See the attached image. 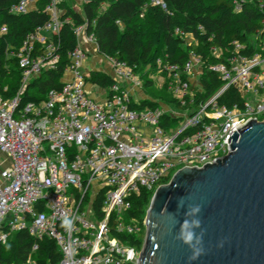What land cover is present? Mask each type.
<instances>
[{
  "label": "built area",
  "instance_id": "1",
  "mask_svg": "<svg viewBox=\"0 0 264 264\" xmlns=\"http://www.w3.org/2000/svg\"><path fill=\"white\" fill-rule=\"evenodd\" d=\"M38 1L20 0L11 11L25 13ZM154 2L165 7L161 0ZM244 2L233 0L235 11ZM258 6L264 12V0ZM44 11L49 21L9 51L21 72L18 92L0 95V154L9 159L8 165L0 161V243L22 229L36 241L23 262L0 264H39L33 253L44 237L58 246L56 264H137L141 249L116 236L146 231L145 216L132 213L134 197L142 191L153 194L182 166L201 167L223 157L233 128L249 119L264 121V17L251 54L241 53L244 45L236 43L227 62L208 66L222 81L208 98L198 100L203 88L191 79L196 64L203 63L193 52L182 72L179 65L159 62L168 71L166 88L179 107L168 102L141 107V78L109 57L116 83L103 99L93 97L82 42L96 41L82 25L75 30L79 45L69 54L60 87L48 89L40 101L22 104L28 86L60 60L52 39L61 26L57 0H47ZM4 32L6 26L0 29ZM175 32L185 35L178 27ZM213 51L218 57L222 53L216 47ZM229 87L238 90L241 103L218 102Z\"/></svg>",
  "mask_w": 264,
  "mask_h": 264
},
{
  "label": "trees",
  "instance_id": "2",
  "mask_svg": "<svg viewBox=\"0 0 264 264\" xmlns=\"http://www.w3.org/2000/svg\"><path fill=\"white\" fill-rule=\"evenodd\" d=\"M19 1L0 0V29L7 27V32L0 34V95L5 98L18 92L21 78L17 60L9 55L10 49L19 47L38 26L49 21V15L44 11L47 0H39L36 8L25 13L12 12L11 8ZM161 1L165 7L154 0H84L81 11L64 6L59 32L52 38L56 53L60 55L58 67L35 78L23 93L22 104L40 101L48 89L60 87L64 69L70 63L69 54L79 45L75 30L82 25L86 33L93 34L99 53L124 62L134 74L146 79L143 90L153 84L149 71L162 73L169 79L168 71L159 62L179 65L182 72L191 52L201 57L204 63H225L233 55L236 43L244 45L240 52L247 54H251L258 43V39L253 43L250 38H257L264 17L258 6L259 0H245L240 11H235L233 0ZM177 27L185 35L176 33ZM187 36L192 41H186ZM214 47L221 49L219 57L214 53ZM86 79L102 88H110L116 83L114 76L102 70H92ZM221 85L220 74L206 66L200 82L203 93L199 94L198 100L210 97ZM242 100L235 87H229L218 96V102L228 106ZM167 102L180 106L174 99ZM158 105L157 101L145 99L140 106ZM151 197L152 192L146 191L135 196L132 213L144 218ZM102 199L100 194L95 201L96 209ZM116 236L141 249L145 233ZM35 241L25 229L12 232L6 243H0V263L23 262ZM37 242L38 249L33 256L39 264L59 262L61 253L55 241L44 237Z\"/></svg>",
  "mask_w": 264,
  "mask_h": 264
},
{
  "label": "water",
  "instance_id": "3",
  "mask_svg": "<svg viewBox=\"0 0 264 264\" xmlns=\"http://www.w3.org/2000/svg\"><path fill=\"white\" fill-rule=\"evenodd\" d=\"M227 141L228 154L155 189L137 264H264V121Z\"/></svg>",
  "mask_w": 264,
  "mask_h": 264
},
{
  "label": "rangeland",
  "instance_id": "4",
  "mask_svg": "<svg viewBox=\"0 0 264 264\" xmlns=\"http://www.w3.org/2000/svg\"><path fill=\"white\" fill-rule=\"evenodd\" d=\"M60 1H62V2H60ZM59 2L63 8L59 6ZM83 2H84V0H57L58 6L60 7V13L61 14L64 11V6H67V5L73 7L74 9H76L78 11H81ZM79 8H81V9L79 10ZM250 40L253 43H255L257 38L251 37ZM186 41H192V38L190 36H187ZM257 42H259V41H257ZM82 45H84L86 52H87V56H86L85 60L83 61V70L84 71H86L85 67L86 66L88 67V65H92V66L94 65L93 68H96V69L107 68L108 67L107 64L111 65L108 57L105 56L104 54L99 53L98 48H97V44L95 42H91L87 39V43L83 44V42H82ZM208 62L209 61H207L206 63L198 62L196 64L194 75L191 76V79H193V84L195 86H200L202 76L204 75V72L206 71V66H209V64L211 65V62L209 64H208ZM212 64H214V63H212ZM111 67H112V65H111ZM149 76L153 80L152 86L150 88H147V90L144 89V92H146L144 94H146V96L145 95H137V99L140 97H143V99L157 101L159 105L166 103L167 100L171 101V99H172L171 92L165 87V84H164L165 80H166V76L163 75L162 73H156L153 71H149ZM145 80L146 79H141V82L144 84ZM88 85H89V83H88ZM87 88H88V86H87ZM94 89H95L94 93L97 95V98H104L106 96L107 89H103L99 86H94ZM3 161L4 160H2V162ZM123 216H124V219L126 221H128L130 218L129 214H124Z\"/></svg>",
  "mask_w": 264,
  "mask_h": 264
},
{
  "label": "crops",
  "instance_id": "5",
  "mask_svg": "<svg viewBox=\"0 0 264 264\" xmlns=\"http://www.w3.org/2000/svg\"><path fill=\"white\" fill-rule=\"evenodd\" d=\"M81 8H79V10H80ZM94 66V65H93ZM93 66L92 65H88V67L86 66L85 67V72L88 74V73H90L92 70H102V71H105L106 73H108V74H110V75H112V76H114V70H113V68L111 67V65L110 64H107V68H103V69H96V68H93ZM94 86H99V85H97V84H93V83H90L89 82V85H88V90L90 91V94L93 96V97H95V98H97V95L94 93ZM100 87V86H99ZM102 88V87H101ZM103 89H107V92H108V88H103ZM144 93H146V92H144V90H141V91H138L137 92V95H145ZM106 95H107V93H106ZM97 99H103V98H97ZM4 160L3 162H1L3 165H8L9 164V159L2 153V154H0V161H2V160Z\"/></svg>",
  "mask_w": 264,
  "mask_h": 264
}]
</instances>
